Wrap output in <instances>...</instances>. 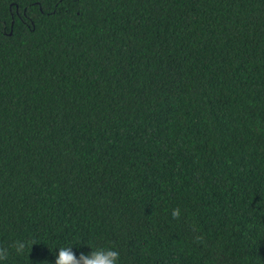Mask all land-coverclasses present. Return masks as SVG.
Wrapping results in <instances>:
<instances>
[{
	"label": "trees",
	"instance_id": "obj_1",
	"mask_svg": "<svg viewBox=\"0 0 264 264\" xmlns=\"http://www.w3.org/2000/svg\"><path fill=\"white\" fill-rule=\"evenodd\" d=\"M68 246L264 264V0H0V264Z\"/></svg>",
	"mask_w": 264,
	"mask_h": 264
},
{
	"label": "clouds",
	"instance_id": "obj_2",
	"mask_svg": "<svg viewBox=\"0 0 264 264\" xmlns=\"http://www.w3.org/2000/svg\"><path fill=\"white\" fill-rule=\"evenodd\" d=\"M172 216L179 218V209H174ZM13 247L17 253H20L26 247V243L16 241ZM72 248L71 246L59 248L54 264H118L119 261V252L111 248L97 247L86 254L81 253L79 256L73 253ZM8 255V248L0 247V260H6Z\"/></svg>",
	"mask_w": 264,
	"mask_h": 264
}]
</instances>
